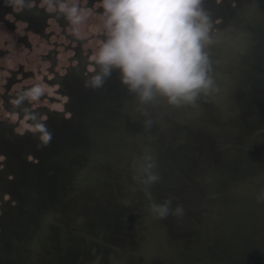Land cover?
<instances>
[{"label": "flooded vegetation", "instance_id": "1", "mask_svg": "<svg viewBox=\"0 0 264 264\" xmlns=\"http://www.w3.org/2000/svg\"><path fill=\"white\" fill-rule=\"evenodd\" d=\"M77 2L90 12L78 35L42 0H32L23 11L0 0V233L29 170L40 157L61 152V130L73 117L75 99L92 88L86 80L95 74L93 57L105 39L103 9L101 0ZM34 85L42 86L44 95L18 108V95Z\"/></svg>", "mask_w": 264, "mask_h": 264}, {"label": "clouds", "instance_id": "2", "mask_svg": "<svg viewBox=\"0 0 264 264\" xmlns=\"http://www.w3.org/2000/svg\"><path fill=\"white\" fill-rule=\"evenodd\" d=\"M47 11L62 14L78 35V26L90 12L77 0H42ZM208 0H101L105 39L94 54L95 72L86 86L100 88L113 71L139 104L164 99L174 107L188 106L213 87L209 49L218 42L219 30ZM6 6L23 11L32 0H5ZM44 88L34 85L18 95L16 106L36 101ZM29 116L33 113H28ZM144 157L146 185L159 177L151 174L154 164ZM264 193V189H262ZM259 201V198L257 200ZM170 199L150 205L164 219ZM180 211L179 207L176 209Z\"/></svg>", "mask_w": 264, "mask_h": 264}, {"label": "water", "instance_id": "3", "mask_svg": "<svg viewBox=\"0 0 264 264\" xmlns=\"http://www.w3.org/2000/svg\"><path fill=\"white\" fill-rule=\"evenodd\" d=\"M128 91L114 71L100 88L81 90L61 130V152L33 166L17 206L2 218L0 264H46L76 191Z\"/></svg>", "mask_w": 264, "mask_h": 264}]
</instances>
